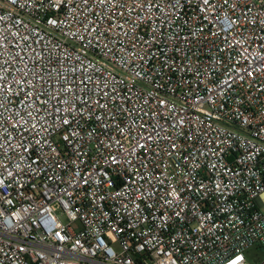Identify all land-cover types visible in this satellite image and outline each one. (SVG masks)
Returning a JSON list of instances; mask_svg holds the SVG:
<instances>
[{
  "label": "built area",
  "instance_id": "obj_1",
  "mask_svg": "<svg viewBox=\"0 0 264 264\" xmlns=\"http://www.w3.org/2000/svg\"><path fill=\"white\" fill-rule=\"evenodd\" d=\"M264 0H0V264H264Z\"/></svg>",
  "mask_w": 264,
  "mask_h": 264
},
{
  "label": "rangeland",
  "instance_id": "obj_2",
  "mask_svg": "<svg viewBox=\"0 0 264 264\" xmlns=\"http://www.w3.org/2000/svg\"><path fill=\"white\" fill-rule=\"evenodd\" d=\"M246 255L250 262L260 261L264 259V250L254 247L248 250Z\"/></svg>",
  "mask_w": 264,
  "mask_h": 264
}]
</instances>
